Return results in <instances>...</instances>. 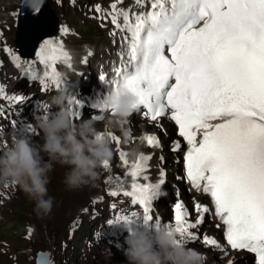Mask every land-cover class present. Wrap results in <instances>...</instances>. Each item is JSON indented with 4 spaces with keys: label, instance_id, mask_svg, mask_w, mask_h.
<instances>
[{
    "label": "snow or ice",
    "instance_id": "1",
    "mask_svg": "<svg viewBox=\"0 0 264 264\" xmlns=\"http://www.w3.org/2000/svg\"><path fill=\"white\" fill-rule=\"evenodd\" d=\"M136 3L146 10L132 16L112 5V23L130 33L125 39L130 41L131 61V70L117 72L114 87L119 89L123 84L138 95L136 110L146 109L145 115L153 121L170 110L179 135L189 145L187 180L196 190L210 195L215 215L226 226L228 245L255 254L257 264H264V0ZM37 56L51 70L44 72V77L59 88L57 63L71 66L64 45L45 40ZM19 59L13 57L17 66ZM94 107L104 110L101 103ZM47 118L43 116V120ZM30 130L36 132L31 126ZM147 140L149 144L156 142L152 136ZM175 147H180L179 142ZM121 159L128 165L127 154L121 153ZM146 159L141 157L131 165L128 176L132 190L123 195L143 207L144 225L151 229L161 224L153 222L151 214V201L159 185L137 182ZM108 166L106 161L104 167ZM110 195L120 193L112 191ZM196 211L209 213L210 209L197 204ZM139 217L133 211L131 216H120L118 222L132 224ZM174 219V225L168 226L184 238V243L198 239L192 230L203 223V216L192 222L183 203H177ZM204 242L219 247L214 238L205 236Z\"/></svg>",
    "mask_w": 264,
    "mask_h": 264
},
{
    "label": "clouds",
    "instance_id": "2",
    "mask_svg": "<svg viewBox=\"0 0 264 264\" xmlns=\"http://www.w3.org/2000/svg\"><path fill=\"white\" fill-rule=\"evenodd\" d=\"M42 3L43 0H25V6L34 13ZM139 103V96L123 84L119 89L112 88L101 102L104 110L112 114L109 126L120 127ZM49 107L58 111L41 122L42 146H34L30 137L21 135L8 151L0 154V183L13 184L25 192L42 215L52 210L47 185L54 163L67 166L65 184L79 188L94 183L99 178L98 169L112 155L110 137L96 130L95 121L74 122L64 92L53 96ZM41 152L47 154V161ZM125 243L128 247L124 254L129 264H205L204 255L184 243V238L166 223L153 230H130Z\"/></svg>",
    "mask_w": 264,
    "mask_h": 264
},
{
    "label": "rangeland",
    "instance_id": "3",
    "mask_svg": "<svg viewBox=\"0 0 264 264\" xmlns=\"http://www.w3.org/2000/svg\"><path fill=\"white\" fill-rule=\"evenodd\" d=\"M4 2L7 4H5ZM17 2L18 0H2V1L0 0V17L8 18L9 17L8 10L15 9V7L18 4ZM51 2H52V5L55 7V10L58 16L60 17L61 23L63 22L64 24V21H63L64 19L71 21L72 23V24L70 23L71 33L69 34V37L71 38L73 42L77 44L75 45V47L82 49L83 48L82 43L89 42L91 44H94L97 48H102L101 42H105V40H107L105 31H102L100 29L97 30L95 26V22L91 20H86L84 13L74 11V9L72 8V5L70 7L65 6L64 4L65 0L61 1V5L56 4L55 0L54 1L51 0ZM8 20L10 21V24H11V31L5 32V34H7L10 40L13 41L14 43L16 29L13 26V21L11 19H8ZM92 28H95V32L93 33H92ZM96 130L99 131V133H101L103 131V128L97 127ZM122 140H123L122 145L127 147L128 149L132 148V146L134 147V144L129 145L128 135H123ZM43 143H44V139L43 140L40 139L34 143V146L39 147V146H42ZM111 147H112V155H111L110 160L112 159L111 162L114 163V162H117L116 153L114 149L118 146L111 144ZM44 154L45 153L41 152V156L43 157L45 161H47L49 158L47 154L45 155ZM53 168L54 169L49 173V183L47 185L48 197H50L53 202L52 210L50 213L46 215L38 214L36 211L35 201L31 199L25 192L19 189V191H17V194L21 191L22 192L21 195L19 196V198H15V200H13L15 196L13 197L12 199L13 203L11 201L8 204V207L10 210L5 212L2 216L3 233L7 236V239L12 241L15 250L21 256L20 261L22 262V264H37V254L39 251H47L49 253V256L51 255L50 256L51 261L52 262L54 261L55 264H129L128 259L125 254H120V253L107 254L103 250L94 251L93 254H91L87 258V260L80 258L78 256L79 252L81 251V250H78L79 234L77 235V237H75V244H76L75 252L71 254L69 253V255L67 254V252H64L63 246L64 245H65L64 247L67 246L66 245L67 242H65V240L68 239L67 230L72 220L77 215L80 214L83 206H87V205L89 206L90 204L95 202V198L91 200V197L95 196L97 193L98 194L100 193L101 184L99 187L100 189H98V186L97 187L85 186V187H79V188H68V186L64 184L65 174L69 170L68 167L62 166L59 163L57 164L54 163ZM101 168L99 169L100 171H101ZM109 175L110 174L108 172L105 173V177L108 178ZM57 178L59 180H57ZM102 182H103V179L101 178V183ZM89 189L90 190L93 189V191H90ZM96 204L97 203H94L92 205V210L96 208L97 206ZM99 204L103 205L104 202L100 200ZM84 212L85 210L77 218L82 217L84 215ZM14 215L17 216V221L22 225L23 230L29 232V239H28L29 243L28 244H26V241L24 239H21L22 236L16 239L15 236L11 235V233L16 231L15 226L13 224V222L15 221ZM72 225H74V222L71 224V226ZM84 226H86V224H84ZM1 241L3 240L0 239V242ZM19 245H21L22 248H26V249H22V251L20 252ZM187 245L189 247L192 246L191 248H195L203 255L206 254L207 258L210 260L209 263H212V264L213 262L214 264H218V263L220 264H246V261H247L246 259H244L245 257L243 256L239 257V255H236V256L229 255V256H226L225 259L216 258L215 256H212L210 253L203 250V247L199 244L197 245L196 243H189ZM59 246L62 248L60 251H59L60 249ZM25 252L26 254H24ZM6 258L9 259L8 256H6ZM10 264H14V263L11 262Z\"/></svg>",
    "mask_w": 264,
    "mask_h": 264
},
{
    "label": "water",
    "instance_id": "4",
    "mask_svg": "<svg viewBox=\"0 0 264 264\" xmlns=\"http://www.w3.org/2000/svg\"><path fill=\"white\" fill-rule=\"evenodd\" d=\"M22 13H21V18H20V24H19V33L17 35L18 37V46L21 49L22 53L24 55L26 54H30L31 52H34V47L36 45V43L46 34H54L58 31V20L56 18V15L54 13V11L51 9L49 3L47 2V0H43L42 3V12H44L45 15V19L48 22V24H50L49 21H52L53 23V27L46 32L45 34L41 35L39 38L36 39V41L30 46L27 47V45H25V43L29 42V33H27L26 30H24V25H28L32 23V20L37 18V15H35L34 12H32V10L25 6V0H22ZM26 11V12H25ZM26 14V15H25ZM57 22V23H56ZM27 29V28H26ZM24 38V39H23ZM32 49L30 50L29 48ZM29 53H28V52ZM37 264H52V261L50 260V256L49 253L47 251H39L37 254ZM55 264V263H54Z\"/></svg>",
    "mask_w": 264,
    "mask_h": 264
},
{
    "label": "bare ground",
    "instance_id": "5",
    "mask_svg": "<svg viewBox=\"0 0 264 264\" xmlns=\"http://www.w3.org/2000/svg\"><path fill=\"white\" fill-rule=\"evenodd\" d=\"M2 1V0H1ZM5 3V2H4ZM3 3V4H4ZM2 4V5H3ZM5 4H7V3H5ZM26 12V11H25ZM33 12V11H32ZM26 15V14H25ZM35 15H37V18L36 19H34V20H32V23H30L29 24V27H28V25L26 26V25H24V30H26L27 31V33H29V42L28 43H25V45H27V47H30L35 41H36V39L37 38H39L41 35H43V34H45L46 32H48L52 27H53V23H52V21H49L50 22V24H48V22L46 21V19H45V15H44V12H42V8L40 7V9H39V11L38 12H35ZM27 28V29H26ZM47 40V39H46ZM147 127H145V129H146ZM100 134H103V135H107V136H109L110 137V140L112 141V137L110 136V132L109 133H107V134H105L104 132H102V133H100ZM145 147H144V141L143 140H140V141H138V142H136V144H135V147L134 148H131V152H130V154L128 155L129 157H131L132 159H133V161H135V159H136V157L137 156H139V155H141L142 153H143V151H145ZM45 155V154H44ZM112 160V159H111ZM57 164V163H56ZM55 167V166H54ZM54 169V168H53ZM99 170V169H98ZM64 174V173H63ZM110 176V175H109ZM57 180H59L58 178H57ZM58 182H60V181H58ZM65 184V183H64ZM63 185V184H62ZM67 187V186H66ZM69 188V187H68ZM90 188V187H89ZM66 190V189H65ZM90 190V189H89ZM90 191H93V189L92 190H90ZM89 191V192H90ZM83 192V191H82ZM88 192V191H87ZM22 193V192H21ZM84 193V192H83ZM86 194V193H85ZM93 194V193H92ZM78 195H80V194H78ZM16 196V195H15ZM100 196V195H99ZM68 197V196H67ZM91 197V196H90ZM21 199V198H20ZM86 199V198H85ZM84 199V200H85ZM90 200V199H89ZM83 201V200H82ZM86 201V200H85ZM80 202V201H79ZM13 203V202H12ZM91 205V204H90ZM88 206V205H87ZM29 207H30V205H29ZM74 207V206H73ZM78 208V207H77ZM76 208V209H77ZM69 211V210H68ZM72 211V210H71ZM77 212H79V211H77ZM64 213H66V212H64ZM72 215V214H71ZM61 216V215H60ZM55 218H56V216H55ZM68 219V218H67ZM59 220V219H58ZM24 226H25V224H24ZM54 227H55V225H54ZM63 227V226H62ZM26 228V227H25ZM35 228V227H34ZM47 230V229H46ZM60 230V229H59ZM64 230V229H63ZM58 231V230H57ZM57 231H56V233H57ZM47 232V231H46ZM50 232V231H49ZM50 234V233H49ZM49 236V235H48ZM58 237H60V236H58ZM55 238H56V236H55ZM61 240V239H60ZM54 241V240H53ZM198 245V244H197ZM192 247V246H191ZM195 249V248H194ZM117 255V254H116ZM51 256V255H50ZM235 256V255H234ZM204 257H205V264H212V263H209L210 262V260L207 258V256H206V254L204 255ZM239 257H242V255H239ZM210 258H211V256H210ZM225 259V258H224ZM212 260V259H211ZM220 261V260H219ZM241 263V262H240ZM213 264H214V262H213ZM218 264H220V263H218Z\"/></svg>",
    "mask_w": 264,
    "mask_h": 264
},
{
    "label": "trees",
    "instance_id": "6",
    "mask_svg": "<svg viewBox=\"0 0 264 264\" xmlns=\"http://www.w3.org/2000/svg\"><path fill=\"white\" fill-rule=\"evenodd\" d=\"M34 44H35V43H34ZM34 44H33V45H34ZM29 49H32V47H31V48H29Z\"/></svg>",
    "mask_w": 264,
    "mask_h": 264
}]
</instances>
